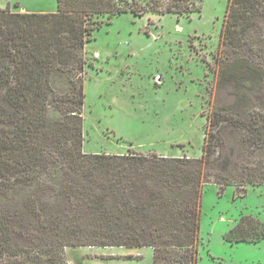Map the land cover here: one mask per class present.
Wrapping results in <instances>:
<instances>
[{
    "label": "trees",
    "instance_id": "1",
    "mask_svg": "<svg viewBox=\"0 0 264 264\" xmlns=\"http://www.w3.org/2000/svg\"><path fill=\"white\" fill-rule=\"evenodd\" d=\"M198 1L149 0L148 10L189 13ZM226 8L220 35L231 40L264 14L259 0H228ZM142 11L137 0H57L52 12L0 8V264H67L66 248L101 246H150L153 264H196L218 112L209 115L199 158L82 151L84 43L100 25L96 17ZM252 119L260 144L264 125ZM212 182L222 189L264 178ZM263 237L264 224L248 215L223 235L230 243ZM130 258L137 256L100 259Z\"/></svg>",
    "mask_w": 264,
    "mask_h": 264
},
{
    "label": "rangeland",
    "instance_id": "2",
    "mask_svg": "<svg viewBox=\"0 0 264 264\" xmlns=\"http://www.w3.org/2000/svg\"><path fill=\"white\" fill-rule=\"evenodd\" d=\"M137 1L140 15L96 17L100 25L84 43L82 151L199 158L209 115L218 112L196 264H264V237L256 243L223 238L242 215L264 224V183L221 189L212 182L264 178V140L259 144L250 127L253 115L264 125V14L231 40L220 35L228 0H199L198 11L182 14L150 11L149 0ZM0 8L52 12L57 0H0ZM125 254L137 258L100 259ZM64 256L67 264H153L150 246L72 247Z\"/></svg>",
    "mask_w": 264,
    "mask_h": 264
}]
</instances>
